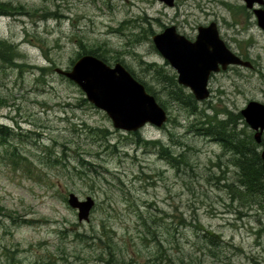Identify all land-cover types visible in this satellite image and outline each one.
I'll return each mask as SVG.
<instances>
[{"label":"rangeland","instance_id":"obj_1","mask_svg":"<svg viewBox=\"0 0 264 264\" xmlns=\"http://www.w3.org/2000/svg\"><path fill=\"white\" fill-rule=\"evenodd\" d=\"M0 2L11 7L0 12V39L23 55L22 68L0 71V97L8 102L0 124L17 133L0 148V264H96L98 256L108 258L102 242L111 243L119 264H264V205L232 196L226 186L239 179L231 155L197 134L196 116L168 98L143 64L165 66L152 37L166 27L193 38L214 22L254 69L212 76L199 109L223 118V110L264 104V31L242 0H176L173 7L160 0ZM100 47L109 50L108 64L119 60L167 101L170 121L138 133L171 146L181 162L173 166L153 146L133 144V134L115 129L56 72L70 70L83 48ZM34 66L52 69L43 75ZM70 194L95 201L88 222L79 221ZM201 229L220 238L218 258L203 248Z\"/></svg>","mask_w":264,"mask_h":264},{"label":"water","instance_id":"obj_2","mask_svg":"<svg viewBox=\"0 0 264 264\" xmlns=\"http://www.w3.org/2000/svg\"><path fill=\"white\" fill-rule=\"evenodd\" d=\"M160 1L170 7L175 5V0ZM242 1L247 9L254 10L258 26L264 31V0ZM152 42L163 59L177 72L179 85L189 89L198 102L210 97L209 81L213 74L233 65L253 66L227 47L214 22L200 27L195 41L179 33L176 26H169L155 34ZM56 72L78 85L88 102L107 114L115 129L134 133L147 125L161 128L168 121V112L121 62L111 66L96 56L84 55L70 70L58 68ZM241 115L246 124L257 132L254 137L261 144L264 104L252 101L241 111ZM261 157L264 168V150ZM68 203L77 210L80 222L90 220L95 206L91 197L82 201L75 194H70Z\"/></svg>","mask_w":264,"mask_h":264},{"label":"trees","instance_id":"obj_3","mask_svg":"<svg viewBox=\"0 0 264 264\" xmlns=\"http://www.w3.org/2000/svg\"><path fill=\"white\" fill-rule=\"evenodd\" d=\"M246 12V8L242 7ZM11 7L8 4L0 2V12H6L10 10ZM153 34L150 31H144V35L147 36ZM139 41V40H138ZM137 41V43H138ZM155 48V47H154ZM109 52L108 49L100 47L98 49H88L83 48V53H80L77 57L82 55H93L101 60L105 61L108 64V59L106 54ZM23 55L19 51L18 47L7 41L0 39V71L8 68H22L23 65L18 63V60L22 59ZM76 59V60H77ZM75 60V61H76ZM72 62V64L75 63ZM119 62V60H118ZM145 69L149 74H152V77L155 81L162 85L164 90L167 92L168 98L172 101L178 103L182 108H184L188 114L196 116V121L193 123V128L198 135L203 137L210 138L217 142L223 149L225 154L231 155L230 164L237 168L238 172V184L237 185H227L226 187L230 189V192L234 198L238 200H243L246 203L253 202L256 205L263 207L264 205V168L261 153L258 151L260 145L255 140L254 134L249 133V127L245 123V120L241 113L233 114L227 110H223V118L219 117V113L215 111V114L207 113V110L199 109V102L195 97L189 92L187 93L185 88L178 84L177 74L172 71V69L167 70L166 66L169 64L166 62L165 66H159L156 63H143ZM33 67V66H32ZM38 69L43 75L48 73L52 68H42L34 66ZM128 69V68H127ZM131 74L139 80L146 90L154 95L159 102V104L166 110L167 101H165L161 96L160 92L156 91L153 86L149 85L147 82H144L139 78L135 72L128 69ZM66 78V77H65ZM67 79V78H66ZM88 103L87 99H84ZM8 102L4 98L0 97V107H7ZM170 121V119H169ZM242 126V128L240 127ZM103 139L108 138V131L105 129L97 130ZM244 132V134H239V132ZM17 134L13 128H10L6 125L0 124V148L4 144L8 137ZM131 142L138 146L151 147L153 146L158 150V153L163 159H167L171 165L174 166V163L181 162V157L176 156L172 150L171 146L166 147L161 141H148L145 140L140 133L134 132ZM264 145V142L261 146ZM16 148H14L15 150ZM11 160L15 167L20 165L18 159L21 155L17 152L12 153ZM146 225L147 222L145 221ZM203 232V239L205 241L206 250H208V255L218 258V250L221 248L220 238L216 235H212L205 230L201 229ZM107 239L110 240V236H107ZM159 242V241H158ZM106 246V249L102 255H107L108 258H103V256H98L96 264H119V260H114L115 250L111 243L102 242ZM159 254L162 253V249L159 245ZM116 261V262H114ZM127 264V263H124Z\"/></svg>","mask_w":264,"mask_h":264},{"label":"flooded vegetation","instance_id":"obj_4","mask_svg":"<svg viewBox=\"0 0 264 264\" xmlns=\"http://www.w3.org/2000/svg\"><path fill=\"white\" fill-rule=\"evenodd\" d=\"M246 5L244 4V6L243 7H245ZM241 9H243L242 7H241ZM244 10V9H243ZM246 13H249L252 17L254 16L255 17V19H256V21H257V18H256V15H255V13H254V10L253 9H247V7H246ZM211 23H213V22H211ZM211 23L210 24H208V25H205V26H200V27H207V26H209V25H211ZM257 24H258V22H257ZM218 25V24H217ZM199 27V28H200ZM198 28V29H199ZM219 29V28H218ZM198 31V30H197ZM219 32H220V30H219ZM182 34V33H181ZM184 35V34H183ZM197 35H198V33H197ZM197 35L195 36V37H191V36H188V35H185L187 38H189L190 40H192V41H195V39H196V37H197ZM220 37L222 38V36H221V34H220ZM223 39V38H222ZM223 41L225 42V44L227 45V47L231 50V51H233L232 50V48H230V45L223 39ZM239 58H241L242 60H244V61H250L251 63H252V67L251 68H247V67H244V66H240V65H233V66H230L227 70H225V71H221L220 73H223V72H226V71H228V70H230L231 68L233 69V68H238V69H240V68H247V69H254V62H253V60H252V58L249 56V55H247L244 51H238V52H235V51H233ZM174 73H176L174 70H172ZM216 74H219V73H216ZM216 74H213L212 76H214V75H216ZM212 78V77H211ZM240 127H241V125H240ZM249 133L250 134H256L257 132L255 131V130H253V129H251V128H249ZM239 134H244V132H239ZM262 134H263V136H264V131L262 132ZM217 143V142H216Z\"/></svg>","mask_w":264,"mask_h":264},{"label":"bare ground","instance_id":"obj_5","mask_svg":"<svg viewBox=\"0 0 264 264\" xmlns=\"http://www.w3.org/2000/svg\"><path fill=\"white\" fill-rule=\"evenodd\" d=\"M217 24V23H216ZM216 74V73H215ZM212 77V76H211ZM210 80H211V78H210ZM210 82V81H209ZM211 93V92H210Z\"/></svg>","mask_w":264,"mask_h":264}]
</instances>
